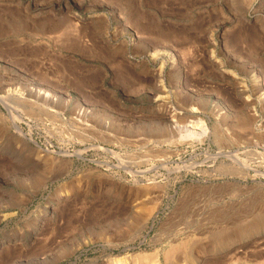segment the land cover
<instances>
[{
	"label": "rangeland",
	"instance_id": "rangeland-1",
	"mask_svg": "<svg viewBox=\"0 0 264 264\" xmlns=\"http://www.w3.org/2000/svg\"><path fill=\"white\" fill-rule=\"evenodd\" d=\"M0 264H264V0H0Z\"/></svg>",
	"mask_w": 264,
	"mask_h": 264
},
{
	"label": "bare ground",
	"instance_id": "bare-ground-1",
	"mask_svg": "<svg viewBox=\"0 0 264 264\" xmlns=\"http://www.w3.org/2000/svg\"><path fill=\"white\" fill-rule=\"evenodd\" d=\"M41 91V90H40ZM177 127V126H176Z\"/></svg>",
	"mask_w": 264,
	"mask_h": 264
}]
</instances>
